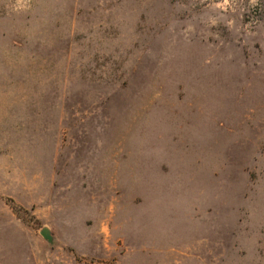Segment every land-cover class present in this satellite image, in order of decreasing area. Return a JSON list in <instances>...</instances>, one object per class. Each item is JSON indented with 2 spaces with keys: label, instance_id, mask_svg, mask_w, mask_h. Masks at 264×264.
I'll return each mask as SVG.
<instances>
[{
  "label": "rangeland",
  "instance_id": "obj_1",
  "mask_svg": "<svg viewBox=\"0 0 264 264\" xmlns=\"http://www.w3.org/2000/svg\"><path fill=\"white\" fill-rule=\"evenodd\" d=\"M0 264H264V0H0Z\"/></svg>",
  "mask_w": 264,
  "mask_h": 264
},
{
  "label": "water",
  "instance_id": "obj_2",
  "mask_svg": "<svg viewBox=\"0 0 264 264\" xmlns=\"http://www.w3.org/2000/svg\"><path fill=\"white\" fill-rule=\"evenodd\" d=\"M39 233L44 239H46L48 241L51 240V235H50L48 228H46V227L41 228Z\"/></svg>",
  "mask_w": 264,
  "mask_h": 264
}]
</instances>
